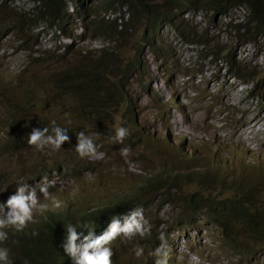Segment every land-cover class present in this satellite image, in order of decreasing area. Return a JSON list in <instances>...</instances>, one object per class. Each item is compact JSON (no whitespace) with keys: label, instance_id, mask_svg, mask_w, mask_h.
<instances>
[{"label":"rangeland","instance_id":"374dc122","mask_svg":"<svg viewBox=\"0 0 264 264\" xmlns=\"http://www.w3.org/2000/svg\"><path fill=\"white\" fill-rule=\"evenodd\" d=\"M105 1L68 0V12L72 19L71 40L64 39L60 33L39 21L28 31L36 39V54L44 53L39 68L36 66L31 72L32 81H41L48 74L66 68L68 63L72 65L80 52L93 56L100 50H105L107 54L113 51V55H107L110 57L108 67H115L117 64L127 67L136 54L141 64L138 75L133 77L125 89L132 114L124 116L123 109L127 107L124 104L112 116L111 123L103 118L100 120L99 126L104 128L103 132L96 130L97 125L87 126L95 140L99 142L107 138L108 144L111 136H107L106 127L114 134L116 129L126 128L128 135L119 147L109 151H96L95 156L89 157L88 163L75 150L78 144L77 134L58 151L50 148L38 151L32 147L26 153V157L39 156L45 165H49L52 160L58 161L61 165L58 180L60 197L77 201L80 193L88 207L95 201L97 204L102 203L99 199H105L115 192L110 188L113 184L132 180L129 190L142 191L146 177L150 173L161 172L162 164L169 167L173 165L174 170L180 171L182 165L179 161L182 154L185 158H192L187 164L188 168L201 171L204 174L199 177L208 179L204 186L199 187L196 184L197 176H192L194 180L187 176L177 178L176 181L181 182V196H177L190 198L192 194H199L196 196L201 206L209 201L232 198V191L225 189L230 184H262L264 37L248 43L242 30L236 34L232 29L234 24L244 22L246 8L237 7L223 17H213L212 14L201 13L198 9L187 11L183 18L189 20L192 26L182 25V30L184 35L193 36H182L172 26L165 24L157 32L153 50L147 45L140 47L143 26L129 24L128 9L119 5V0H112L110 6L114 11L106 10L103 8ZM3 5L7 12H28L33 8V0H6ZM91 17L104 18L111 22L116 20V25L124 23L126 29L117 41L90 36L86 27L90 26ZM12 18L18 20V17ZM11 30V26L4 29L0 27V81L2 78L8 79L12 72L21 74L29 57V52ZM192 40H195L194 44L189 42ZM196 41L208 42L207 48L196 44ZM216 45H222L221 58H215L211 54L216 51ZM66 47L77 54L66 57ZM58 54L65 56L67 62L50 63ZM225 55L232 56L238 63L243 64L241 76L253 71L255 80L247 82L241 77H233L223 60ZM96 71L98 70L92 73ZM109 78L114 80L110 76ZM32 85L36 91H43V84ZM45 89L48 91V87ZM50 95L43 96L44 101L51 103ZM4 116L5 110L0 105V121ZM125 117L135 118L137 124L130 125ZM127 124L128 127H124ZM76 129L75 133H79L80 127ZM139 138H142V143L137 142ZM5 143V135L0 128V174L15 170L19 172L18 182L13 183L12 187L17 184L19 187L31 179L37 181L36 173L28 165L16 166L12 163L7 157ZM122 148L129 149L126 156L121 154ZM5 151L6 156L3 155ZM74 166L78 172L71 171ZM86 171L92 174L91 177L82 174ZM215 171L220 172V175ZM224 182L228 184H223ZM30 184L33 186L34 182ZM176 193L175 190L170 191V201ZM3 194L0 187V196ZM57 196L56 193L52 194V197ZM160 200H155V203L147 201L141 206L150 228L145 235L150 233L153 239L157 234L160 244L159 237L163 234L167 245L172 238L173 242L168 248V261L171 259V264H264V244H255L249 239V233L240 231L241 235L236 242L245 241L247 248L236 251L242 255L237 254L230 248L233 242L224 240L221 230L208 222L210 217L204 213V206L200 209L201 212L193 214L184 208H178L172 201L163 204L162 199ZM0 215L3 218L4 213L0 211ZM98 236L100 234L95 237ZM133 237L135 240H130L132 237H129V240L122 241L118 251L121 260L129 257L136 260L134 250L137 248L143 249L140 255L142 257L150 251V237H141L139 234ZM126 238L128 236L120 234L121 240Z\"/></svg>","mask_w":264,"mask_h":264},{"label":"trees","instance_id":"16d2710c","mask_svg":"<svg viewBox=\"0 0 264 264\" xmlns=\"http://www.w3.org/2000/svg\"><path fill=\"white\" fill-rule=\"evenodd\" d=\"M4 1L6 0L0 2V27L4 29L11 26V31L15 33L25 50L29 52L24 69L29 71V74L17 78L0 93V105L5 110V116L0 121V128L5 135L6 143L4 147L8 152L7 157L16 166L28 165L36 173L37 178L50 175L49 173L54 171L55 165H60L57 163L58 161L52 160L49 165H45L39 156L26 157V153L34 147L29 146L27 143L32 130L39 129L42 131L45 127H48L49 133H51L52 121H55V126L66 129L69 140L79 134L75 132H77L76 128L80 127L78 132L87 133L93 139L96 148L109 151L119 147L120 144L117 143L110 142L108 144L106 142L107 138L98 142L92 137L87 126L97 125L96 130L103 132L104 128L99 126L101 125L100 120L103 118L111 123L113 121L112 116L116 115L118 108L124 104L127 105L123 109L124 116L132 114L130 100L125 89L131 82L134 73L141 68L138 55L136 54L135 58L131 59L127 67H123L121 64L108 67L110 57L107 55H113V51L107 54L105 50H100L98 54L93 56L87 53L81 54L80 52L72 65L68 63L66 68L48 74L41 81L40 79L32 81L30 71L35 69L36 66L39 68L44 53L36 54L37 51L34 49L37 45L36 39L28 31L32 25L39 21L47 28L58 31L64 39L70 40L73 34L70 32L72 19L68 12V0H33V8L28 12L20 13L7 12L3 5ZM113 1L106 0L103 8L114 11L110 6ZM119 5H124L128 9L129 24L143 26V34L139 40L140 47L147 45L153 50L155 49L154 45H156L157 32L165 24L172 26L181 35L183 34L182 36H193V34L184 35L182 30V25H191L189 20L183 18V14L193 9H198L204 14H212L213 17H223V15L228 14L237 7H244L247 10L244 22L234 24L232 29L236 34L242 30V34L244 33L245 40L248 43H254L258 38L264 37V0H119ZM12 17H18V20H14ZM11 20L12 22H10ZM86 29L90 31V36L107 37L117 41L126 26L124 23L120 26L116 25V20L111 22L104 20V18L91 17L90 26ZM193 41L195 40L189 42L193 43ZM196 44L203 45L205 48L208 46L206 41H196ZM214 50L216 51L211 54H214L215 58H221L223 54L222 45H216ZM73 54L77 53L66 47V57L68 55L71 57ZM223 60L233 77H241L247 82L255 80L253 71L250 74L246 73L241 76L240 73L243 71L241 65L243 64L238 63L234 57L225 55ZM64 62H67L65 56L59 54L50 60L52 64ZM95 70L98 71L92 73ZM109 76L114 80H109ZM32 84H43L41 89L43 91H36ZM46 87H48V91L45 89ZM17 92H20V94H17ZM47 94H51V103L43 99V96ZM40 98L42 99L41 103ZM125 118L130 125H135V118ZM124 127H128V124ZM106 130L107 136L115 135L110 132L109 128L106 127ZM128 140L130 142V139ZM23 151L25 152L22 153ZM15 154H17L16 159H14ZM3 155L6 156V151L3 152ZM183 162H186V160H183ZM76 168L74 166L71 171L78 172L79 170ZM164 168L162 173V176L165 175L164 177L160 179H152V175L146 177L145 183L141 187L143 188L141 192L145 190L144 194L139 200L136 199L133 202L144 201L146 197V201L151 200V202H154V200L161 201L160 199H162L163 204L172 201L178 208H184L193 214L201 212L200 209L204 206V213L210 217L208 222L221 230L224 240L233 242L231 247L234 250L238 251L246 248L245 243L236 242L237 237L241 235L240 231L249 233V239L255 244L262 245L264 243V180L262 184L259 182V184L249 186L243 183L238 186L230 184L225 189L232 191V198L227 197L217 201H209L208 204L204 203L201 206L197 198L199 194H196L197 196L192 194L190 198L178 197L181 196V182L176 181V179L180 175H174V170L167 169V165ZM86 173L87 171L82 172L83 175ZM17 175L18 172L0 174V187H11L17 180ZM191 176L189 174L187 178L194 180V177ZM199 176L201 175L199 174ZM199 176L196 177L198 179L196 184L202 187L207 183L208 178ZM225 183L227 182L223 184ZM171 190H175L177 193L174 195L175 198L173 196L170 201ZM258 196L262 197L263 200ZM5 197L2 200L3 203L0 204L4 205L6 203L4 201ZM124 197L123 193L117 201L109 198L102 202V206L91 207L90 209L83 208L79 216L75 217L72 225L78 227L87 223L89 228H93V233L97 231L103 233L108 229L114 217L119 218L122 224L128 208L126 206L129 205L127 204L128 198ZM52 227L53 225L44 227V236L28 235L36 248L32 249L37 251L33 264H62L61 254L58 252H61L60 242L66 237L67 228L64 229L65 235H62L63 229L61 227H58L57 232L51 234ZM77 231L83 234L81 239L76 242L81 244L83 236L88 235V230L79 229L78 227ZM146 237L151 238L148 244L160 245L157 234L154 235L153 239L150 233L145 235ZM115 248L116 244L113 250ZM114 257L116 260H120L116 251H114Z\"/></svg>","mask_w":264,"mask_h":264},{"label":"clouds","instance_id":"9594fccd","mask_svg":"<svg viewBox=\"0 0 264 264\" xmlns=\"http://www.w3.org/2000/svg\"><path fill=\"white\" fill-rule=\"evenodd\" d=\"M26 62L21 72V74L25 76L29 74V71L24 70L26 67ZM31 72L32 71H30V73ZM138 72L134 73V76L138 75ZM21 74L12 72L9 73L8 79L5 80L2 78L0 81V93L5 90L4 88H6L8 84L14 82L17 78L24 77ZM17 94H20V92H17ZM52 124L53 127L51 129V133H49L48 127H45L42 131L39 129H33L30 136H28V145L34 146L38 151H43L45 148H50L52 151H58L61 149L62 145L66 146V144L69 142V136L66 133V129L55 126V121H52ZM136 124L137 121H135V125ZM127 135L128 130L126 128L120 127L116 129L115 135L109 138V142L117 144L123 143V140ZM77 140L78 144L75 148L76 152L81 158L85 157L86 162L89 163V157L95 156L96 151H100V149L96 148L93 139L85 135L83 131L79 132L77 135ZM142 141V138L137 140V142L140 143H142ZM128 152V148L121 149V154L124 156H126ZM183 160H186V162H183ZM191 160V157L185 158L182 154L179 161V163L182 165L180 171L174 170L173 165L172 167H169L167 164H162L163 168L161 172L149 174L147 177L151 175L152 179H160L161 177H164L165 175L162 176V173L166 165L167 169L174 170V175H180L178 178H181V176L185 175L188 177L189 174L192 176L204 174L201 171H196L195 168L190 169L187 167V164H189ZM58 167L60 169L61 165H55V169L53 172L49 173L50 175L41 178L36 177L37 181H33L34 179H31L26 184L19 185V187L17 184L16 187L11 186L9 188H2L4 194L0 196V203H3L2 200L4 196H6L4 199L6 203L4 205L0 204V211L4 213L3 218L0 215V264H33L37 251L32 249L36 248L34 243L28 238V235L36 234L38 236H44V227L49 225H53L51 228V234L57 232L58 227H61L63 229L62 235H65L64 229L67 228V235L64 237V240H61L60 242L61 252H58L61 254L60 258L62 264L172 263L171 259L168 261V248L171 246L173 240L170 238L167 245V241L165 240L163 234H161L159 237L161 240L160 245L149 244L152 246L150 247V251L144 255V257L140 256L143 252L142 248H137L134 250L137 256L136 260L131 257H129L127 260H116L114 257V251L118 253L122 241L129 240V237H132L130 240H134L133 236L137 234L143 237L150 231L148 222L144 218L143 209H141V206L145 204L144 202L151 200L146 201V197L144 201L141 200L138 202H133L136 199L139 200L144 194L145 190L144 192L129 190V185L132 180L123 182L121 184L111 185V191L115 190V192L105 199H99L103 202L109 198L117 201L124 193L125 197L128 198L127 204L129 205L126 206L128 208L126 209V215L123 217V223L121 224L120 219L114 217L111 220L108 229L103 233L100 231L93 233V228H89L87 223L81 224L78 226L79 229H87L88 235L83 236V241L81 244L80 242L76 243L78 239H81L83 234L82 232L78 233V227L72 224L75 217L79 216L80 211L83 208H86L87 205L85 203V199H81L80 193L77 195V201H69L60 197V186L58 184L60 177L59 169H57ZM188 171L189 173L187 174ZM12 172L18 171L15 170ZM215 172L220 175V172ZM183 173H185V175H183ZM85 175L91 177L92 174L86 173ZM15 182H18V179ZM31 182H34L33 186L30 184ZM9 190L10 192L8 193ZM53 193H56L59 197H52ZM153 203H155V200ZM90 204L91 206H88V209L91 207L96 208L102 206V203L97 204V201ZM46 232L48 231L46 230ZM99 234L100 236L95 237ZM120 234L128 236V238L121 240ZM241 242L245 243V241ZM115 244L116 248L113 250ZM245 246L247 248L246 244ZM230 248L234 252L237 251L231 246ZM236 253L240 254L238 252Z\"/></svg>","mask_w":264,"mask_h":264}]
</instances>
